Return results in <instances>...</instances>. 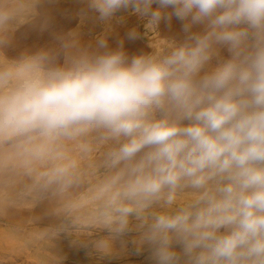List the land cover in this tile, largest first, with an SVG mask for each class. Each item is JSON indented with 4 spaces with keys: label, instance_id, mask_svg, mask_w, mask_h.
Instances as JSON below:
<instances>
[{
    "label": "clouds",
    "instance_id": "obj_1",
    "mask_svg": "<svg viewBox=\"0 0 264 264\" xmlns=\"http://www.w3.org/2000/svg\"><path fill=\"white\" fill-rule=\"evenodd\" d=\"M54 2L0 0V214L56 221L22 250L65 233L113 257L134 234L153 264H264V0H81L105 25L131 8L153 51L71 30L9 55ZM173 17L182 42L159 39Z\"/></svg>",
    "mask_w": 264,
    "mask_h": 264
},
{
    "label": "rangeland",
    "instance_id": "obj_2",
    "mask_svg": "<svg viewBox=\"0 0 264 264\" xmlns=\"http://www.w3.org/2000/svg\"><path fill=\"white\" fill-rule=\"evenodd\" d=\"M133 18L132 23L135 26L139 16L135 14ZM114 23H117L116 19L110 25H105L99 21L85 20V18L82 21L81 17H75L72 28L100 29L108 28ZM139 23L147 39L151 41V47L154 43L153 35L145 29V20ZM171 24L166 25L161 22L158 28L159 39L182 42L185 36L182 22L173 17ZM194 30H201V28L197 26ZM151 50L153 51L152 47ZM30 217L33 218L31 223H29ZM55 222V218L47 214V206L44 204L38 205L32 211L0 214V230L4 231L11 240L9 242L0 240V264H58V261L59 264H153L149 259L150 253L147 248L140 254L136 253L135 246L131 243V235L134 234L126 238L128 240L126 250L119 251V243L115 245L118 254L113 257H102L97 253H90L88 249L74 245L72 243L74 237L65 233L61 234L55 245L44 243L22 250L21 246L29 233Z\"/></svg>",
    "mask_w": 264,
    "mask_h": 264
},
{
    "label": "crops",
    "instance_id": "obj_3",
    "mask_svg": "<svg viewBox=\"0 0 264 264\" xmlns=\"http://www.w3.org/2000/svg\"><path fill=\"white\" fill-rule=\"evenodd\" d=\"M81 0H55L54 3L46 4L43 6V11L50 17V25L47 30L40 31L38 28L32 29L28 26L21 28L16 34L15 39L17 48L9 52V55H15L17 51L27 49L28 51L35 52L41 48L51 46L55 42V34L67 33L71 30H78L82 42H89L95 40L98 35L104 34L107 37L110 48L116 49L123 43L124 51L129 55H138L143 53H151L150 42L146 35L141 23L142 18H137V23H132L135 14L131 8L128 10H121L116 14L117 17H123L122 22L112 24L108 28L100 29H86L72 28L75 17L78 15L79 10L83 7ZM157 7V5H153ZM98 21L96 14L89 12L85 20ZM135 29L140 35L135 40H129L127 33ZM161 31V29H159ZM224 56H228L226 48L221 49ZM214 63V62H213ZM15 211H10L12 213ZM16 213V212H15Z\"/></svg>",
    "mask_w": 264,
    "mask_h": 264
},
{
    "label": "bare ground",
    "instance_id": "obj_4",
    "mask_svg": "<svg viewBox=\"0 0 264 264\" xmlns=\"http://www.w3.org/2000/svg\"><path fill=\"white\" fill-rule=\"evenodd\" d=\"M78 21V20H77ZM172 25V24H171ZM20 218V217H19ZM6 229V228H5ZM0 240H3V241H6V242H9L11 241L10 240V237L2 230H0Z\"/></svg>",
    "mask_w": 264,
    "mask_h": 264
}]
</instances>
